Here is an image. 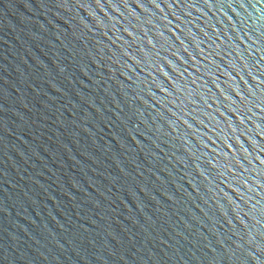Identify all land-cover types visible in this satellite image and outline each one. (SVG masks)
<instances>
[{
    "label": "water",
    "instance_id": "obj_1",
    "mask_svg": "<svg viewBox=\"0 0 264 264\" xmlns=\"http://www.w3.org/2000/svg\"><path fill=\"white\" fill-rule=\"evenodd\" d=\"M0 264H264V0H0Z\"/></svg>",
    "mask_w": 264,
    "mask_h": 264
}]
</instances>
